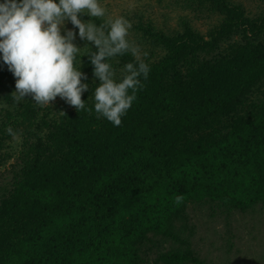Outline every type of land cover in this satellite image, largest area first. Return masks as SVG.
I'll list each match as a JSON object with an SVG mask.
<instances>
[{
  "label": "trees",
  "instance_id": "trees-1",
  "mask_svg": "<svg viewBox=\"0 0 264 264\" xmlns=\"http://www.w3.org/2000/svg\"><path fill=\"white\" fill-rule=\"evenodd\" d=\"M170 1L185 11L175 25L144 10L128 17L150 72L120 126L97 118L99 80L84 55L97 49L78 28L75 67L91 112L59 96L17 104L0 55V169L12 174L0 189V264H208L190 207L229 215L264 206V0L258 10L244 0ZM108 62L119 80L134 57Z\"/></svg>",
  "mask_w": 264,
  "mask_h": 264
},
{
  "label": "clouds",
  "instance_id": "clouds-1",
  "mask_svg": "<svg viewBox=\"0 0 264 264\" xmlns=\"http://www.w3.org/2000/svg\"><path fill=\"white\" fill-rule=\"evenodd\" d=\"M81 14L104 17L106 9L100 0H3L0 2V55L14 75V101L18 104L31 96L36 104L47 106L57 96L79 112L85 108L82 94L89 85L82 83L86 75L75 67L80 53L74 40L76 33L61 29L70 20L79 29V37L92 42L97 51L84 54L94 66V77L99 84L93 92L97 118H105L120 126L122 117L136 100V93L143 88L150 67L138 45L128 39L131 24L123 16L110 17L97 25L82 21ZM86 46V45H85ZM92 49V48H91ZM131 53L134 62L124 65L119 80L108 62L115 56ZM83 55V56H84ZM7 133L14 139L17 133L9 126ZM182 197L177 196V203Z\"/></svg>",
  "mask_w": 264,
  "mask_h": 264
},
{
  "label": "rangeland",
  "instance_id": "rangeland-1",
  "mask_svg": "<svg viewBox=\"0 0 264 264\" xmlns=\"http://www.w3.org/2000/svg\"><path fill=\"white\" fill-rule=\"evenodd\" d=\"M253 10H258L261 0H244ZM170 0L162 4L158 0H100L106 9L107 19L134 16L137 10L155 14L161 21L175 25L178 15L184 13L176 7H168ZM83 16L81 19L83 20ZM198 26L206 31L207 23L198 21ZM73 30V24L66 20L61 32ZM8 166L0 169V189L9 181ZM196 227L194 246L208 264H264V206L259 205L248 212L234 211L227 214L208 205H192L189 209ZM154 264V263H149Z\"/></svg>",
  "mask_w": 264,
  "mask_h": 264
}]
</instances>
